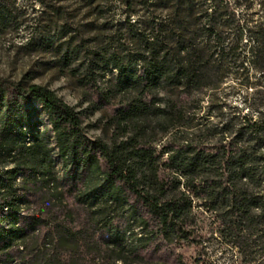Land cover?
<instances>
[{
  "label": "trees",
  "instance_id": "1",
  "mask_svg": "<svg viewBox=\"0 0 264 264\" xmlns=\"http://www.w3.org/2000/svg\"><path fill=\"white\" fill-rule=\"evenodd\" d=\"M138 1L123 41L62 54L108 137L0 79V264H264V0Z\"/></svg>",
  "mask_w": 264,
  "mask_h": 264
},
{
  "label": "rangeland",
  "instance_id": "2",
  "mask_svg": "<svg viewBox=\"0 0 264 264\" xmlns=\"http://www.w3.org/2000/svg\"><path fill=\"white\" fill-rule=\"evenodd\" d=\"M128 1L106 0L95 8L85 0H0V12L5 14L0 23V79L38 83L54 89L67 103L83 111L89 135L108 137L105 118L109 107L91 110L94 88L81 80V74H74L72 69L77 63L69 65V58L63 60L62 54L69 50L72 42V46L77 45L80 50V59H86L88 49L94 45L92 39L97 35L114 45L123 41L128 36V28L122 23L128 21L130 15L132 19L137 17L134 11H144L138 0L132 7ZM9 11L13 12L12 20L7 18ZM47 28H50L48 33ZM45 30L44 36L54 41L52 46L36 50L25 46L31 37H39ZM41 119L45 127L41 125L40 129H45L55 146L47 115L43 113ZM55 159L62 181L61 160L57 154ZM186 254L191 256L194 252L189 249Z\"/></svg>",
  "mask_w": 264,
  "mask_h": 264
}]
</instances>
